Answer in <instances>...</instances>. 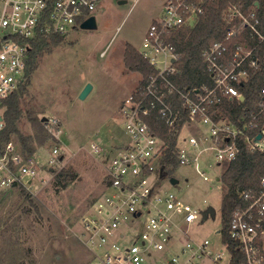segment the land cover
Instances as JSON below:
<instances>
[{"label":"built area","instance_id":"2783aa9c","mask_svg":"<svg viewBox=\"0 0 264 264\" xmlns=\"http://www.w3.org/2000/svg\"><path fill=\"white\" fill-rule=\"evenodd\" d=\"M98 1L0 0V130L5 125L8 100L25 80L31 41L39 35L65 36L92 15ZM205 1L165 2L164 14L150 23L138 50L158 72L128 93L120 105L126 139L110 148L102 146L100 138L90 143L91 152L107 159L102 190L81 215L76 234L90 255L86 264H205V260L208 264H223L225 254L228 258L224 264L229 263L231 255L222 240L221 247L213 253L207 239L192 241L172 232L177 218L181 224L189 225L199 219L200 210L173 192L155 193L161 178L172 177L168 173L170 166L162 162L169 139L155 133L144 118L153 106H158L159 117L176 141V164L194 165L203 180L210 181L199 167L204 151H212L218 164L236 156V138L242 129L222 117L214 105L222 96L241 99L236 84L247 79L245 63H254L248 61L252 49L238 45L231 48V29L222 40L212 41L201 52L212 84L179 90L168 78L175 72L176 53L165 41V32L192 24L203 11ZM230 13L237 14L232 8ZM239 16L254 36L264 39L256 28L257 18ZM250 17H254L252 11ZM260 91L263 98L244 128L257 127L258 118L264 117V85ZM173 92L179 94L186 117L164 99ZM45 124L52 128L58 125L53 118H47ZM261 128L264 131V123ZM254 137L247 138L249 148L263 150L260 145L264 135L258 142ZM59 155L60 148L54 146L40 164L34 152L24 155L19 143L8 140L0 150V188L36 189L41 166L52 172ZM238 196L243 204L232 211L229 236L240 245L244 256L241 264H264V175L258 190L242 189ZM177 230L188 234L181 226ZM130 235L132 241L126 244Z\"/></svg>","mask_w":264,"mask_h":264},{"label":"rangeland","instance_id":"374dc122","mask_svg":"<svg viewBox=\"0 0 264 264\" xmlns=\"http://www.w3.org/2000/svg\"><path fill=\"white\" fill-rule=\"evenodd\" d=\"M166 1L99 0L91 13L96 26L71 29L44 54L25 82L21 97L24 114L30 109L39 118L55 119L58 125L47 127L44 121L40 129L24 116L19 130L33 138L31 144L40 164L54 146L60 148L62 157L58 156L59 162L52 172L41 166L36 189L0 188V264L89 262V252L76 234L81 215L102 190L107 159L91 152L90 143L100 138L101 145L110 148L126 139L120 105L137 87L140 74L126 69L124 49L127 44L136 50L142 47L148 26L164 14ZM87 82L92 88L84 99H79L78 94ZM56 128L60 130L58 134ZM10 139L21 145L16 135ZM200 165L210 181L203 180L194 165H176L168 173L177 183L163 177L155 193L173 192L200 210L199 219L189 225L181 224L177 218L172 232L192 241L207 239L216 253L221 247L222 227V190L216 177L224 165L216 163L210 150L200 155ZM62 168H70L77 174L64 188L55 177ZM209 205L215 215L204 218L203 210ZM178 226L188 234L177 230ZM131 241L130 235L125 243ZM224 257L223 264L228 256Z\"/></svg>","mask_w":264,"mask_h":264},{"label":"trees","instance_id":"16d2710c","mask_svg":"<svg viewBox=\"0 0 264 264\" xmlns=\"http://www.w3.org/2000/svg\"><path fill=\"white\" fill-rule=\"evenodd\" d=\"M237 14L232 15L230 9ZM254 17H250V12ZM239 14L248 18H257L256 28L264 34V0H206L203 4V11L198 14L192 24L181 25L179 27L167 30L165 32V41L171 44L176 53L173 60L175 72L168 74V78L179 90H193L202 83L212 84V80L202 58V50L214 40H222L229 30H233V36L230 47L238 45L240 47L251 48L252 52L248 61L253 64L245 63L248 75L247 79L236 84L243 98L221 97L215 108L222 117L227 118L242 132L237 136V154L225 161L219 181L221 183L222 201H221V222L220 230L221 240L227 243L230 252L228 264H241L243 253L237 240L231 238L228 233L229 223L232 211L236 205L243 204L238 196L242 189H259V179L264 175V150L249 148V140L259 131H262L261 125L264 123V117L258 118V126L244 128V123L251 119V116L258 109V103L262 100L261 87L264 85V39H258L252 34L248 26L242 21ZM61 35L46 34L39 35L31 41L28 57L25 66L24 84L20 86L18 92L14 93L7 102V108L4 114L5 125L0 130V150L3 143L10 140L11 135H16L21 143L22 153L30 155L34 152V146L31 144L33 138L31 135H23L19 130V123L25 116L31 124H37L42 128L43 120L34 114L30 109L24 114L21 107V97L26 89L31 74L37 69L38 64L45 53L52 50L53 45L62 40ZM123 59L128 71H135L140 74V86L146 80L158 72V69L145 59L138 50L131 44H127L124 49ZM165 100L171 102L173 108L180 111V115L186 117L182 100L177 92L167 93ZM158 106H153L145 120L151 125L155 133L164 139H169V145L166 149L163 163L170 166L169 170L176 166V153L174 136L169 135L167 126L158 115ZM45 138V137H44ZM38 140L42 142L44 140ZM61 156V155H60ZM62 157V156H61ZM60 157V158H61ZM77 174L70 168H62L56 173V182L62 188L74 181ZM16 264H24L18 262Z\"/></svg>","mask_w":264,"mask_h":264},{"label":"water","instance_id":"95a60500","mask_svg":"<svg viewBox=\"0 0 264 264\" xmlns=\"http://www.w3.org/2000/svg\"><path fill=\"white\" fill-rule=\"evenodd\" d=\"M96 26V18L94 15H90L88 18H86L81 24H80V27L81 28H86V29H90V28H94ZM92 88V85L87 82L83 88L81 89V91L79 92L78 94V98L79 99H84L86 97V95L88 94V92L91 90ZM242 98V96L240 97ZM47 119L46 116H42L41 117V120L45 121ZM264 135V131L262 132H258L255 137H254V141L258 142L261 137ZM260 147L264 150V143L260 145ZM170 182L172 184H175L177 183V179L175 177H170L169 178ZM216 180H219V176L216 177ZM215 215V210L214 208L209 205L206 209L203 210V213H202V217H207V216H211L213 217Z\"/></svg>","mask_w":264,"mask_h":264},{"label":"crops","instance_id":"0c3cea01","mask_svg":"<svg viewBox=\"0 0 264 264\" xmlns=\"http://www.w3.org/2000/svg\"><path fill=\"white\" fill-rule=\"evenodd\" d=\"M218 181V180H217Z\"/></svg>","mask_w":264,"mask_h":264}]
</instances>
